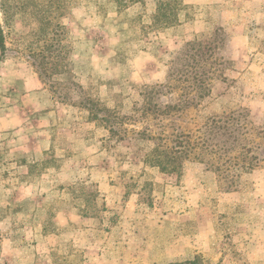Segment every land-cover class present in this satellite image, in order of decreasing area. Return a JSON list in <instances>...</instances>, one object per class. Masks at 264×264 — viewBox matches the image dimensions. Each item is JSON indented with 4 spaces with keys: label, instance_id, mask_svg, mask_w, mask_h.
<instances>
[{
    "label": "rangeland",
    "instance_id": "obj_1",
    "mask_svg": "<svg viewBox=\"0 0 264 264\" xmlns=\"http://www.w3.org/2000/svg\"><path fill=\"white\" fill-rule=\"evenodd\" d=\"M101 1L0 0V264H264V0ZM163 1L171 27L153 25ZM216 31L211 95L169 108L189 92L174 76L145 113L173 57ZM213 117L229 119L218 147L236 133L227 156L258 157L235 184L193 159L161 173L133 138L196 137Z\"/></svg>",
    "mask_w": 264,
    "mask_h": 264
},
{
    "label": "trees",
    "instance_id": "obj_2",
    "mask_svg": "<svg viewBox=\"0 0 264 264\" xmlns=\"http://www.w3.org/2000/svg\"><path fill=\"white\" fill-rule=\"evenodd\" d=\"M169 7L170 4L166 1L159 3L157 13L153 18V25L156 27H171L174 23L179 22L178 15L175 12L168 13ZM4 8V6L1 7L3 12H6ZM30 16L35 17V14H30ZM37 17L35 19L40 22L43 29H39L36 33H30L29 36L33 37L35 42L46 41L48 21L44 14L43 16ZM58 28L62 30L64 27L58 25ZM222 42V34L216 31L215 34L207 39H195L187 43L171 60L166 83L156 85L155 88H152L144 94V112L151 113L154 110H156L155 112H160V107L155 101L159 99L163 92L168 91L169 93L178 87H172V83L170 82L171 79L175 80L174 76L176 78L178 77V81L183 84V89L189 92L181 94L179 103L168 105L169 108L173 110H184L187 107L197 105L199 101L209 97L212 93L213 78L217 79L222 77L224 59L216 57L217 50L222 47ZM0 51L2 57H4L7 48L1 23ZM39 57L45 59L44 51L37 54L32 52L30 54V58L34 60ZM215 64H219L220 66L216 69ZM59 65L51 64L50 66L58 69L60 68ZM48 66L43 60L41 68ZM192 92H194L193 95ZM224 119V117H213V119L208 120V123L203 127L205 134H200L196 137L192 133H185L183 131H178L170 138L166 136L161 137L162 135L157 137L155 134H150L148 129L145 128L144 132L133 131V138L137 137L136 139L139 141L148 140L155 142V147L149 151V156L161 173L179 176L182 173L184 163L189 159H193L200 163H206L208 168L214 169L219 173L220 177L223 175L231 184H235V182H238L239 175L249 172L256 167L258 157L253 155L249 158L247 156L251 153L248 143L239 145L241 157L237 155L235 157L227 156L230 147H227L226 144L229 145V143H232L230 136L235 135V131H231L228 134L229 138L225 139V143H220L218 147V133L222 132V136H225L228 130L226 127L219 125L223 122L224 124L229 122V119L227 122ZM200 131L198 130V132ZM116 133L118 131L113 129V134ZM124 139L121 138L120 140L122 141ZM169 140L170 143H168ZM242 151L246 152L243 154ZM187 264H195V262H189Z\"/></svg>",
    "mask_w": 264,
    "mask_h": 264
},
{
    "label": "crops",
    "instance_id": "obj_3",
    "mask_svg": "<svg viewBox=\"0 0 264 264\" xmlns=\"http://www.w3.org/2000/svg\"><path fill=\"white\" fill-rule=\"evenodd\" d=\"M99 4H107L106 2H102L101 0H99ZM110 6V5H109ZM117 7L113 4V17H117Z\"/></svg>",
    "mask_w": 264,
    "mask_h": 264
}]
</instances>
